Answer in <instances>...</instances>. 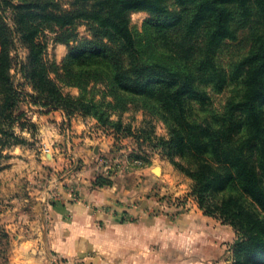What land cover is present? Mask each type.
Listing matches in <instances>:
<instances>
[{
	"label": "trees",
	"instance_id": "obj_1",
	"mask_svg": "<svg viewBox=\"0 0 264 264\" xmlns=\"http://www.w3.org/2000/svg\"><path fill=\"white\" fill-rule=\"evenodd\" d=\"M170 2L181 10L170 11ZM142 9L158 15L155 23L167 46L163 60L140 55L130 16ZM80 22L89 24L95 36L75 51L91 59L103 55L100 71L114 88L153 99L167 112L170 138L160 143L171 162L192 178L204 213L235 229L233 264H264V0H0V122L13 117L11 109L19 101L11 73L18 43L28 50L23 68L46 105L67 114L75 109L98 113L94 100L62 92L45 57L49 35L69 42ZM246 26L248 52L231 68L217 65V47L236 39ZM236 80L240 93L222 112L192 116L189 103L209 99L204 82L223 90ZM177 155L189 158V164ZM95 184L113 181L99 176ZM227 189L229 194L216 199Z\"/></svg>",
	"mask_w": 264,
	"mask_h": 264
},
{
	"label": "rangeland",
	"instance_id": "obj_2",
	"mask_svg": "<svg viewBox=\"0 0 264 264\" xmlns=\"http://www.w3.org/2000/svg\"><path fill=\"white\" fill-rule=\"evenodd\" d=\"M169 10L180 11L181 6L170 2ZM157 18V14L145 9L134 10L130 16V27L142 51L140 55L148 60H163L162 52L167 49L160 27L155 23ZM74 32L76 36L69 42L57 41L55 34L49 35L45 57L53 64L50 74L63 93L94 100L98 113L75 109L67 114L62 108L51 109L39 98L23 68L29 61L27 48L18 43L12 51L11 73L18 87L19 101L11 109L13 117L1 118L0 122V264H9L16 237L14 230L8 227L14 218L11 213L40 211L44 217L58 203L76 201L80 193L72 179L84 168L87 176L95 178V186H98L95 181L99 176L112 181L123 176L140 180V184L149 183L147 195L156 201L152 213L177 215L192 210L195 203L200 208L193 194L192 178L171 162L160 143L162 138H170L171 121L167 112L153 99L114 88L100 71L106 63L103 55L93 54L91 59L75 51L84 41L92 39L95 32L85 22L77 24ZM250 45V30L246 26L238 30L236 39H228L217 47L214 61L231 68L244 57ZM92 72L99 73L93 78L90 77ZM240 87L237 80L223 90H215L204 82L209 99L205 103L192 100L190 113L201 119L222 112L228 99L240 93ZM53 110L64 111L67 121L46 117ZM69 148L86 149L83 155H75ZM59 154L69 160L63 163V159L57 157ZM175 158L189 164L186 156ZM142 168L152 170L151 179L144 183ZM230 192L231 189H227L216 195V199ZM219 221L221 225L227 224ZM42 224L48 229L47 222ZM233 230L225 231V235L231 238ZM234 241L226 249L230 264L234 262Z\"/></svg>",
	"mask_w": 264,
	"mask_h": 264
},
{
	"label": "crops",
	"instance_id": "obj_3",
	"mask_svg": "<svg viewBox=\"0 0 264 264\" xmlns=\"http://www.w3.org/2000/svg\"><path fill=\"white\" fill-rule=\"evenodd\" d=\"M46 117L67 121L62 110H53ZM85 149L69 148L75 155H83ZM57 157L63 163L69 160L63 154ZM141 171L142 183L151 179V169ZM87 175L84 168L72 179L79 199L58 203L45 218L40 211L11 213L14 218L8 227L16 237L9 264L231 263L226 249L235 240V230L231 238L225 231L234 228L221 225L196 203L192 210L177 215L152 213L156 201L147 195L149 183L121 176L111 185L95 186V178Z\"/></svg>",
	"mask_w": 264,
	"mask_h": 264
},
{
	"label": "built area",
	"instance_id": "obj_4",
	"mask_svg": "<svg viewBox=\"0 0 264 264\" xmlns=\"http://www.w3.org/2000/svg\"><path fill=\"white\" fill-rule=\"evenodd\" d=\"M47 151L49 150V148H45Z\"/></svg>",
	"mask_w": 264,
	"mask_h": 264
}]
</instances>
